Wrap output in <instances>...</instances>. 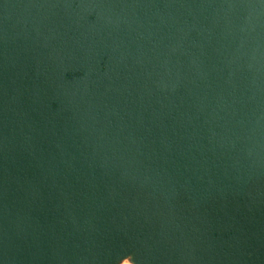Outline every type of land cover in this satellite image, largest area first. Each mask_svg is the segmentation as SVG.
Masks as SVG:
<instances>
[{"label": "water", "instance_id": "water-1", "mask_svg": "<svg viewBox=\"0 0 264 264\" xmlns=\"http://www.w3.org/2000/svg\"><path fill=\"white\" fill-rule=\"evenodd\" d=\"M264 264V0H0V264Z\"/></svg>", "mask_w": 264, "mask_h": 264}, {"label": "rangeland", "instance_id": "rangeland-1", "mask_svg": "<svg viewBox=\"0 0 264 264\" xmlns=\"http://www.w3.org/2000/svg\"><path fill=\"white\" fill-rule=\"evenodd\" d=\"M123 264H130V263H128V262H125V263H123Z\"/></svg>", "mask_w": 264, "mask_h": 264}]
</instances>
